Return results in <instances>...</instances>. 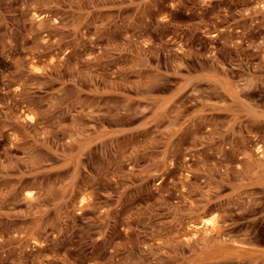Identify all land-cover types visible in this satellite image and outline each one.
Returning <instances> with one entry per match:
<instances>
[{
	"label": "rangeland",
	"instance_id": "rangeland-1",
	"mask_svg": "<svg viewBox=\"0 0 264 264\" xmlns=\"http://www.w3.org/2000/svg\"><path fill=\"white\" fill-rule=\"evenodd\" d=\"M0 264H264V0H0Z\"/></svg>",
	"mask_w": 264,
	"mask_h": 264
},
{
	"label": "bare ground",
	"instance_id": "bare-ground-1",
	"mask_svg": "<svg viewBox=\"0 0 264 264\" xmlns=\"http://www.w3.org/2000/svg\"><path fill=\"white\" fill-rule=\"evenodd\" d=\"M29 116V115H28ZM259 150V147H258ZM27 195L30 196V192H27ZM215 226V220L213 218H204L201 217L200 223L189 226L191 235L197 234L200 230H205V233L212 231V228Z\"/></svg>",
	"mask_w": 264,
	"mask_h": 264
}]
</instances>
